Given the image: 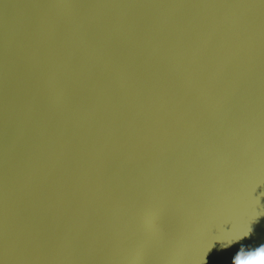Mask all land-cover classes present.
Masks as SVG:
<instances>
[{
    "label": "water",
    "instance_id": "95a60500",
    "mask_svg": "<svg viewBox=\"0 0 264 264\" xmlns=\"http://www.w3.org/2000/svg\"><path fill=\"white\" fill-rule=\"evenodd\" d=\"M262 244L264 0H0V264Z\"/></svg>",
    "mask_w": 264,
    "mask_h": 264
},
{
    "label": "clouds",
    "instance_id": "9594fccd",
    "mask_svg": "<svg viewBox=\"0 0 264 264\" xmlns=\"http://www.w3.org/2000/svg\"><path fill=\"white\" fill-rule=\"evenodd\" d=\"M258 216L259 215H257V217ZM252 231L253 230L250 224L248 226L247 231L243 232L237 239L229 240L226 241V243H222V247H230L233 243L238 242L239 240H242L246 237H249L252 234ZM232 264H264V244L252 250H246L242 247L233 258Z\"/></svg>",
    "mask_w": 264,
    "mask_h": 264
}]
</instances>
